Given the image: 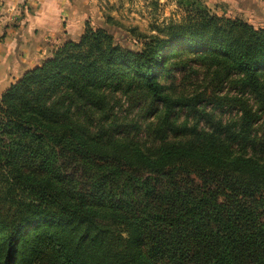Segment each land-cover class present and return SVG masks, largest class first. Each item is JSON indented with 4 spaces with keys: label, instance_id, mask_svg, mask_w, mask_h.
Segmentation results:
<instances>
[{
    "label": "trees",
    "instance_id": "1",
    "mask_svg": "<svg viewBox=\"0 0 264 264\" xmlns=\"http://www.w3.org/2000/svg\"><path fill=\"white\" fill-rule=\"evenodd\" d=\"M137 41L87 21L1 94L0 264H264V26Z\"/></svg>",
    "mask_w": 264,
    "mask_h": 264
},
{
    "label": "rangeland",
    "instance_id": "2",
    "mask_svg": "<svg viewBox=\"0 0 264 264\" xmlns=\"http://www.w3.org/2000/svg\"><path fill=\"white\" fill-rule=\"evenodd\" d=\"M107 2L108 6L103 4L104 10L96 13H99L103 21L109 25L117 39L131 47H136L139 34H154L167 38L174 32H179L181 26L205 15L216 16L224 21L241 20L255 27L264 26V0H107ZM110 10H113L114 14L111 15ZM26 16V0H0V90L6 85L8 88L19 78L10 84L6 83L9 82L6 78L16 76L17 68L11 63L10 58L16 48V36L22 33L21 27ZM93 22H90L91 25L96 27ZM63 33L59 36L64 37ZM55 39L56 37L52 39L54 42L50 47L64 42ZM195 76L197 75L175 70L168 81L173 80L179 90H190L196 82L194 79L186 78ZM196 84L200 85L201 82ZM122 103L124 108L129 107L126 99ZM211 107L212 105H209L208 109ZM214 112L219 116L231 118L237 109L217 108Z\"/></svg>",
    "mask_w": 264,
    "mask_h": 264
},
{
    "label": "crops",
    "instance_id": "3",
    "mask_svg": "<svg viewBox=\"0 0 264 264\" xmlns=\"http://www.w3.org/2000/svg\"><path fill=\"white\" fill-rule=\"evenodd\" d=\"M103 4L108 6L107 0H26L27 16L10 58L17 72L16 76L6 78L9 80L6 83L14 82L23 71L39 65L46 58L53 38L64 41L68 36L82 33L86 21H94L96 25L103 21L99 16ZM109 12L114 14L113 10ZM62 32L64 37L59 36ZM6 88L7 85L2 87L0 97Z\"/></svg>",
    "mask_w": 264,
    "mask_h": 264
}]
</instances>
